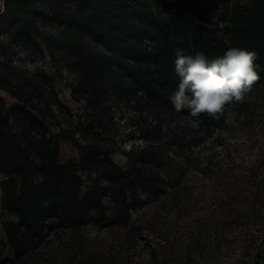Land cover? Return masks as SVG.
I'll return each instance as SVG.
<instances>
[{"label": "trees", "instance_id": "1", "mask_svg": "<svg viewBox=\"0 0 264 264\" xmlns=\"http://www.w3.org/2000/svg\"><path fill=\"white\" fill-rule=\"evenodd\" d=\"M47 27L56 28L57 35H47ZM4 38L36 54L47 53L56 70L77 73L74 98L88 101L94 114L103 113L107 95L138 112L149 110L155 134L143 136L144 147L132 145L123 152L129 158L124 169L111 157L115 149L54 129L46 111L55 116L54 105L63 104L57 96L54 105L41 103L47 91L55 94L45 70L13 80L0 73V89L17 98L7 106L0 96V206L15 218L2 222L15 256L3 255L6 242L0 240V264H20L47 250L60 231L90 224L135 226L134 212L179 190L185 151L209 131L223 129L233 112L250 111L264 87V0H5L0 48ZM93 43L105 52L99 53ZM230 47L258 54L260 80L245 101L226 106L219 119L194 118L186 109L177 112L169 100L179 84L174 50L203 52L212 60ZM186 116L197 125L172 130L169 118ZM63 138L73 140L79 158L58 160ZM165 143L172 149L163 151ZM195 169L202 170L198 165ZM243 247L245 257H264L253 242ZM167 254L157 245L150 260L158 262ZM182 257L184 264H194L192 254Z\"/></svg>", "mask_w": 264, "mask_h": 264}, {"label": "rangeland", "instance_id": "2", "mask_svg": "<svg viewBox=\"0 0 264 264\" xmlns=\"http://www.w3.org/2000/svg\"><path fill=\"white\" fill-rule=\"evenodd\" d=\"M45 33L55 36L58 30L47 27ZM4 41L0 73L9 80L41 70L53 78L55 94L47 91L41 103L51 101L54 105L56 96L61 100L62 106L54 105L55 116L46 111L56 131L64 128L81 142L115 149L111 157L124 169L129 158L123 152H129L132 145L144 147L145 134L154 136L149 110L138 112L107 95L103 113L94 114L88 101L74 98L77 73L62 67L56 70L47 53L36 54L8 38ZM92 46L99 53L105 52L100 45ZM0 96L7 106L17 99L1 89ZM252 107L250 111L233 112L223 129L209 131L193 150L185 151L180 159L185 172L179 190L154 198L134 212L135 226L109 229L90 224L79 231H60L47 250L32 254L20 264H184L182 256L188 253L193 255L194 264H264V257H245L243 247L253 242L264 251V87ZM169 120L172 130L177 125H197L189 116ZM60 144V162L79 158L80 149L71 138L61 139ZM171 149L165 143L163 151ZM197 165L202 170H196ZM2 180L0 173V183ZM12 218L0 206V240L6 242V257L15 254L2 222ZM157 245L169 254L158 262L151 261L150 252Z\"/></svg>", "mask_w": 264, "mask_h": 264}, {"label": "clouds", "instance_id": "3", "mask_svg": "<svg viewBox=\"0 0 264 264\" xmlns=\"http://www.w3.org/2000/svg\"><path fill=\"white\" fill-rule=\"evenodd\" d=\"M174 52L179 84L169 100L177 112L186 109L194 118L219 119L226 106L243 103L260 80L258 54L252 50L230 47L212 60L203 52L186 55L179 48Z\"/></svg>", "mask_w": 264, "mask_h": 264}, {"label": "built area", "instance_id": "4", "mask_svg": "<svg viewBox=\"0 0 264 264\" xmlns=\"http://www.w3.org/2000/svg\"><path fill=\"white\" fill-rule=\"evenodd\" d=\"M0 4H2L3 10H4L5 0H0Z\"/></svg>", "mask_w": 264, "mask_h": 264}]
</instances>
